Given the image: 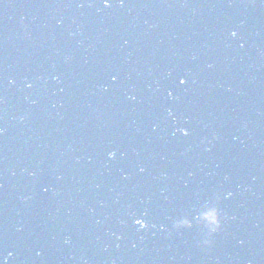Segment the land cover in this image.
Wrapping results in <instances>:
<instances>
[{"label":"clouds","instance_id":"9594fccd","mask_svg":"<svg viewBox=\"0 0 264 264\" xmlns=\"http://www.w3.org/2000/svg\"><path fill=\"white\" fill-rule=\"evenodd\" d=\"M104 3H105V6L107 7V6H110L109 5V0H104ZM233 35H235V33H233ZM183 81V80H182ZM0 131H2V130H0ZM183 132H184V134L186 135L187 134V131L186 130H182ZM115 155V153H110L109 154V156L110 157H113ZM141 225H142V227H145L146 225L144 224V222H141L140 223ZM217 227H220V225L219 224H217ZM205 244H209L210 245V241H205ZM11 255V254H10Z\"/></svg>","mask_w":264,"mask_h":264},{"label":"snow or ice","instance_id":"6c2138e0","mask_svg":"<svg viewBox=\"0 0 264 264\" xmlns=\"http://www.w3.org/2000/svg\"><path fill=\"white\" fill-rule=\"evenodd\" d=\"M184 82H185V81H181V83H184ZM141 222H143V221H142V220H139V219L136 220V223H137V224H140Z\"/></svg>","mask_w":264,"mask_h":264}]
</instances>
